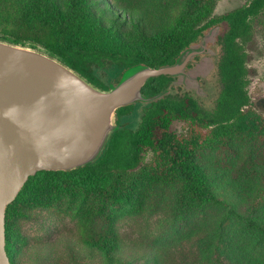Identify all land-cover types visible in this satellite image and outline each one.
Listing matches in <instances>:
<instances>
[{
  "label": "trees",
  "instance_id": "1",
  "mask_svg": "<svg viewBox=\"0 0 264 264\" xmlns=\"http://www.w3.org/2000/svg\"><path fill=\"white\" fill-rule=\"evenodd\" d=\"M215 5V0H0L1 40L39 48L102 90L110 84L100 82L95 69L115 64L120 71L112 81L117 83L134 65L159 68L173 64L208 30L220 28L215 44L218 94L213 110H203L187 91L173 94L175 77L150 78L142 88L146 97L165 90L169 93L151 103L141 102L143 112L134 129L120 121L134 104L119 108V128L94 163L70 171H39L29 177L5 212V250L10 264H19L24 245L16 227L20 218L42 211L64 213L82 227L97 215L140 205V187L147 178L180 182L192 202L219 205L217 244L207 246L212 254L229 264H264V203L248 206L247 213L239 212L218 198L212 177L196 161L198 151L218 140L253 138L263 121L249 109L253 94L248 90L245 45L252 41L254 28L264 40V0H248L220 15L214 14ZM176 123H181V132L174 129ZM179 215L185 220L183 210ZM234 224L258 235L259 243L241 246L257 258L237 252L241 241L236 230L228 229ZM80 242L97 247L99 264H132L119 255L122 244L113 236L101 242Z\"/></svg>",
  "mask_w": 264,
  "mask_h": 264
},
{
  "label": "rangeland",
  "instance_id": "2",
  "mask_svg": "<svg viewBox=\"0 0 264 264\" xmlns=\"http://www.w3.org/2000/svg\"><path fill=\"white\" fill-rule=\"evenodd\" d=\"M247 1L215 0L214 14H223ZM168 12L170 10L165 13ZM215 44L216 41L209 43L208 52L191 62V67L199 73V92L176 83V79L172 91L178 95L189 92L203 110L210 112L218 94L215 70L219 51ZM245 48L250 68L248 90L253 94L249 109L263 121L253 138H223L196 154V161L212 177V188L218 198L243 213H247L248 206L264 203V40L257 28L253 29L252 41ZM194 62H202L203 68L197 70ZM119 71V67L112 64L104 69H95L94 74L100 82L109 85ZM142 106L141 102L134 103L132 110L120 117L121 123L130 129L136 128L143 112ZM174 129L181 132V123H176ZM135 175L141 177L140 173ZM140 193V205H125L120 211L97 215L89 221L90 224L82 227L64 213L42 211L20 218L16 227L24 245L18 255V263L99 264L97 247L89 248L80 241L101 242L113 236L122 244L119 255L130 259L132 264H221L218 258L222 264H229L227 259L207 249L208 245L217 244L215 222L222 213L219 205L194 203L180 182L161 178L145 179ZM181 210L184 221L179 215ZM238 225L228 228L231 232L236 230L238 241H241L237 252L246 258H257L241 246L244 242L246 246L259 243L258 235L239 229ZM17 247L20 248V244Z\"/></svg>",
  "mask_w": 264,
  "mask_h": 264
},
{
  "label": "water",
  "instance_id": "3",
  "mask_svg": "<svg viewBox=\"0 0 264 264\" xmlns=\"http://www.w3.org/2000/svg\"><path fill=\"white\" fill-rule=\"evenodd\" d=\"M219 27L184 49L175 62L159 68L137 64L102 90L58 58L39 48L0 39V264H10L5 250V212L29 177L39 171H70L94 163L119 126V108L151 103L165 90L146 97L150 78L175 77L197 90L198 72L188 64L208 52ZM197 70L202 62H194Z\"/></svg>",
  "mask_w": 264,
  "mask_h": 264
}]
</instances>
